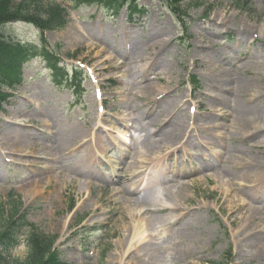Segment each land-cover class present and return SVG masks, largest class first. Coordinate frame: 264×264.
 <instances>
[{"label":"rangeland","instance_id":"1","mask_svg":"<svg viewBox=\"0 0 264 264\" xmlns=\"http://www.w3.org/2000/svg\"><path fill=\"white\" fill-rule=\"evenodd\" d=\"M50 1L66 14L60 29L41 32L34 23L22 20L0 25L4 43L38 45L51 54L61 70L55 76V69L46 67L42 58H34L23 67L21 81L10 72L9 78L16 85L3 86L0 91V143L4 150L12 142L38 145L44 136L49 144L60 134L67 150L66 154L56 153L46 164L28 149L22 156H0V230L5 218L17 210L32 224L28 228L33 226L48 237L47 241L53 239L66 264H120V253L130 243L142 248L147 242L137 241L132 233L139 231L132 225L137 218H148L150 225L144 235L151 232L156 247L149 253L145 250V255L136 249L128 264H142L143 260L150 264H264V236L259 240L260 234L255 235L257 241L249 247L238 246L231 236L248 208L264 211V181L256 186L242 175L252 170L244 167L247 160L264 165L263 134L243 138V131L235 124L242 116L232 109L235 104L256 107L252 95L258 87L264 88V44L259 42L264 30V0H180L178 8L172 7L170 0H137L146 14L134 21L128 19L131 12L125 7L113 17L97 0L78 7L72 0ZM224 20L228 22L222 23ZM242 26L259 37H251L250 45L241 46L249 50V58L238 62L235 57L244 50L234 51L233 47L238 44L236 31ZM129 52L133 62L128 61ZM215 61L219 65L216 69ZM117 63L119 68H115ZM211 71L212 79L207 77ZM79 78V89L71 88V79L78 82ZM193 78L199 80L196 89L189 83ZM145 85L160 88L151 91ZM220 95L231 101L219 103L216 98ZM177 108L182 110L177 112ZM208 113L211 115L202 117ZM49 114L55 117V124L50 122L53 128L47 124ZM24 116L21 122L25 124L2 129L4 122ZM170 119L173 124L182 119L187 125L184 134L198 139L204 136L203 142L192 139L193 146L185 148L161 143L159 152H148L141 143L145 134L142 127L160 120L155 127L149 124L154 130L150 139H157L160 132L155 129ZM212 123L219 127H197ZM128 124L132 128L129 132L126 127L127 133L140 138L135 143L142 158L136 165L143 160L139 164L142 173L153 181L175 180L172 187L182 191L174 196L185 198L177 211H145L149 205L137 207L141 195L125 193L133 202L130 214L136 210L144 213L133 218L126 209L129 204L118 190L125 183L132 184L127 179L134 163L128 146L120 141L124 137L120 131L125 133L122 128ZM217 133L225 138H218ZM81 137L86 142L90 137L92 141L102 139L85 150L70 147ZM10 149L22 150L18 146ZM212 150L222 152V156L214 157ZM88 158L92 170L80 167L81 173L73 172L75 166L82 165L80 159ZM144 160L152 163L145 165ZM49 163L53 167H48ZM115 174L125 179L111 183L108 190L102 188V177ZM219 180L228 181L226 191L218 185ZM30 189L34 191L29 193ZM239 199L248 205L240 208ZM257 216L262 222L256 218L254 224L264 227V215ZM252 227L253 223L243 233ZM183 250L196 252L200 258L190 262L194 259L184 258Z\"/></svg>","mask_w":264,"mask_h":264},{"label":"bare ground","instance_id":"2","mask_svg":"<svg viewBox=\"0 0 264 264\" xmlns=\"http://www.w3.org/2000/svg\"><path fill=\"white\" fill-rule=\"evenodd\" d=\"M225 16H227V12H225ZM223 22L226 23L228 21L224 20V21H222V23ZM230 26H232V25H230ZM248 30L249 29L247 26H242L240 31H238V30L236 31V43H238V44H237V46L234 45V47H233V49H235L234 51L241 50V49L244 50V48H241V46L242 45H244V46L250 45L251 44L250 38L257 36V35H254V31H252L251 29L249 30V31H251L250 35L247 34ZM257 37H259V36H257ZM170 39L171 38H169L168 41ZM259 39H260L259 42L261 44H264V30H263V37H259ZM253 41H254V38H253ZM165 42H161V43L164 44ZM158 43H159L158 40L155 41V44H158ZM129 53H130V55H129L128 61L133 62L134 56L131 55L132 54L131 52H129ZM248 53H249V50H247V51L244 50L242 55H238L237 57H235V59L238 62L241 61L242 58H243L242 60H245V59L249 58ZM217 56H218V54L216 55V57ZM125 63H126L125 61L121 62V64H123V65H125ZM213 65H214L215 69L219 67L218 64L216 65V61L214 62ZM119 67L120 66L117 63L115 68H119ZM217 73L219 74V76H223V74L221 75L220 71H217ZM207 77L212 79L213 72L211 71V73H209ZM213 80H214V78H213ZM223 80H225V79H223ZM226 81H230V78H226ZM237 84L239 85V82H237ZM144 87L150 88L151 91H154V90L159 91L158 89L160 88V87H151L150 85H145ZM216 88L219 91H221L220 86H216ZM256 91H257L256 95H252V98H251L254 101H256V107L254 106L252 108L250 106L246 107V106H242L240 104H235L234 107L232 108L233 110L235 109L236 113L240 114V117L242 116V118H240V120L235 119L238 122L235 124L239 126L240 130L243 131L242 132L244 135L243 138H246V139L247 138L252 139V138L258 137L260 134H263V138H264V88L258 87L256 89ZM161 92H163V91H161ZM161 92H159V93H161ZM214 98L215 97H213V98L210 97V100H212ZM216 99L219 103L221 102V104L222 103H228L231 101V99H229L227 97L223 98V95H220ZM191 106H192V104H191ZM181 110L182 109L177 108L176 111L178 112ZM249 111H251L252 114L246 115V112H249ZM209 115H211V114L208 113V114L203 115L202 117H208ZM49 116L50 117H49L48 123H47V121H46V123L47 124H50V122L54 123L53 121H55L54 120L55 117L53 116V114H49ZM25 117L26 116H24L23 118H20V120H18V121L10 119L9 121L4 122L5 125L3 126L2 129H6L9 127H11L9 129H13L12 127H15V126H12L11 124H14L16 126H19L21 124H25V123L21 122V120L25 121ZM18 119H19V117H18ZM135 121L136 120H134V122ZM159 121L160 120H158L157 122H154V120H151V122H149L146 126H143L141 129L142 131L145 132L141 143L144 146H147L146 150L148 152H150L151 154L159 152L160 147H161L160 146L161 143H164V145H168V146L173 145V143H174L176 145H181L180 147L185 148L187 146V144L188 145L191 144L190 146H193V143L191 142L192 139L199 140L198 136L195 138H191L190 136H186L185 135L186 133L184 134V131H185L187 125H186V123H184V121L182 119H180L179 122H177V124H173L172 120L170 119L165 124L160 125L159 127H157L155 129V132H160L159 138L150 139V137L153 135L154 130L152 131L149 129V124H151L152 126L155 127L159 123ZM152 122H154V123H152ZM50 126H51V128L54 127V125H52V124H50ZM50 126L47 125V128H49ZM124 126H125V128L123 127L122 129L125 130V133L120 131L121 134L124 135V138L120 139V141L124 144L126 143L127 145H129L128 146V150L130 151L129 152V154H130L129 158L132 159V162L134 163L133 166H131V168H130L131 172H132L131 177H133V179L131 180L132 181L131 185H133V187L131 188V185L127 186V184L125 183L124 184L125 186L121 187L122 190L120 189L121 191L118 190L119 193L118 192H116V193L120 194V196L123 198V200L125 202H127V204H129V207L126 208L127 210L129 209V214H130V208H132L131 206L133 205V202L129 201V198L127 195H129V194L132 195V194H135V193L140 192V191H141V193H138V195H139L138 198H140V195L142 198L139 201L140 203L137 205V207H144V205H149L150 206L149 209H146L145 211H151L153 213H155L157 211L160 212V211H165V210H169V211L171 210L174 212L177 211L178 209L181 208L180 206L182 204H185V203H183L185 198L182 197L181 199H183V200L181 201V199L174 197V196H175V194H177V196H179V194H181L182 191L178 188H173L170 185V183H168V181L170 179L168 181H159L155 178L156 181H153L148 176H146V174L142 173V167L143 166H140L139 164H143V160H140V162H138V165H136V161H138L139 158H142V156H141L142 151L139 150V147L136 144V143L140 142V138L138 136H134V135L127 133L126 127H131L132 125L128 124V125H124ZM206 127H211L214 129L215 127H219V125L212 123V125H207ZM192 128H194V126ZM90 130L88 132V137L90 134ZM128 130H130V129L128 128ZM7 132H9V131H7ZM84 132H85V130H84ZM76 134H78V133H76ZM96 135L97 134H95V136ZM123 135H122V137H123ZM216 136L218 138H225V136L223 134H220V133H217ZM54 138H55V140L49 144L45 143L44 136L42 137V139H41L42 141L39 142L38 145H34V144L31 145L28 143H24V144L21 143V145H15L16 143L12 142V143H9L8 146H6L8 148H5V150L3 149V145L0 143V149L2 150V151H0V156H1V158H3L2 156H5V158L8 157L7 154H16V155L22 156L21 153L23 151H26L25 149H28V153H33V155L38 153V155H40L39 157H42L44 159V163L46 164L47 161L55 158L56 153L58 155L59 154L60 155L66 154L65 151L67 150V147H65V143L63 141L64 137L59 134ZM82 138L83 137L75 140V141H77L76 143L72 142L70 147H74L77 149L81 148V149L85 150V149H87V146H89V145L93 146L99 140L102 139V138H99L98 141H96V140L92 141V139L90 137L88 139V142H86L84 140L82 141ZM127 138L130 139V143H128V141L125 140ZM203 138H204V136H203ZM1 140H3L2 137H0V141ZM260 141H261L260 139L257 140L258 143H260ZM14 146H18V148H22V150H20V152H19V150L10 149ZM29 149H32V150L29 151ZM14 151H15V153H14ZM131 152L133 154H131ZM212 154L214 157L216 156V157L220 158L222 156V152H219V151L212 150ZM126 155H127V153H126ZM126 155H124V156H126ZM143 158H145V157H143ZM75 159H76V157H75ZM77 160H79V158H77ZM90 160H91L90 158H88L86 161L80 159V162L82 163V165L75 166V169L73 170V172L81 173V171H80L81 169H79L80 167H83L84 171H85V168H86V170L89 169L90 168V166H89ZM227 161L228 160H225V162H227ZM15 162H17V161H15ZM149 162H150L149 164H146V162L144 160L145 165H150L152 163L151 160H149ZM17 163H20V162H17ZM245 164H247V165H245L244 167H248V169L252 168V170L250 172H245L242 175L248 181H252L253 183H256V186L261 184L264 181V165L262 164V162H260L259 160H255L254 162L247 160V161H245ZM46 167H47V165H46ZM48 167H53V166L51 163H49ZM82 175L86 176L84 174H82ZM46 179L50 180L51 178L46 177ZM44 180L45 179L42 178V180L40 182L43 183ZM218 185L226 191L227 187L229 186V183H228V181L219 180ZM35 187L36 186H34L32 189H35ZM87 187H88V185H87ZM186 188H187V186H186ZM32 189L28 190V192L34 191ZM224 190H223V192H224ZM29 193H31V192H29ZM125 193L127 195H124ZM237 201H239L240 208H244V207H246V205H248V203L244 200L239 199ZM136 202H138V201H136ZM262 202H263L262 206L264 207V201H262ZM232 203L233 202L231 201V204ZM142 204H144V205H142ZM142 213H144V212L139 213V211L136 210V212H132L130 215L133 216V218H137L138 215H140ZM261 214L264 215V211L260 207H251V208H248L246 210L245 216L242 218L243 221H241V224L238 225V228L236 230L232 231V233H231V236L233 237L235 242H239L238 246L245 245L246 247H249V246L255 244V242L257 241V237L254 239V236L258 235V234H260V235H258L259 240L262 239V237L264 236V232L263 233H261V232H262L264 227L261 225L254 224V220L256 218H258V219L260 218L257 215H261ZM155 219L157 220L158 218L156 217ZM161 219L167 220V219H169V217L166 219L161 217ZM259 220L262 222L261 218ZM62 223H64V221ZM251 223H253V227H252L251 231L250 232L247 231V232L243 233V231L246 229V227L250 226ZM149 225H150V222H149L148 218H145V219L137 218L136 219V221L134 222L132 227H133V230L138 229L139 232H137V233L135 232L132 234H133V236L137 237L136 238L137 241H140V239H142V241H144V239H146L147 242L143 243L142 248L141 247L139 248V246L137 247L135 243H133V244L130 243L128 248L124 249V251L120 253L121 254L120 255L121 256L120 264H128L129 259L132 258V256H130V255H133L135 253L136 249H138L139 251L143 250V254L145 255V250H147V253H149V251L151 249H153V247H156V245L152 242L154 235L151 234V232H149L146 236L144 235V232L148 230ZM253 233H255V234H253ZM139 234H140V236H139ZM128 235H130V233ZM262 245L264 246V241H263ZM129 248L131 249L130 251H129ZM132 248H134V249H132ZM196 254H197L196 252H192L190 250H186V251L183 250V252L181 253V255L184 258H191L192 257L194 260L190 261V262H193V263H196L197 259L200 258V257L195 256ZM126 258H128V261H125ZM145 261L146 260H143L142 264H145ZM146 262H147L146 264H150V262H148V261H146Z\"/></svg>","mask_w":264,"mask_h":264},{"label":"trees","instance_id":"3","mask_svg":"<svg viewBox=\"0 0 264 264\" xmlns=\"http://www.w3.org/2000/svg\"><path fill=\"white\" fill-rule=\"evenodd\" d=\"M72 1L73 5L78 7L90 0ZM97 1L110 14H117L124 4L129 7L132 14L138 12L141 15L143 13L141 9H137L135 0ZM65 15V13H62V8L50 0H0V25L22 20L34 23L41 30H56L65 25ZM32 57H43L45 61L48 60L50 63L51 56L48 51L37 46L21 43L6 44L0 37V91L3 86L13 85L14 82H11L9 78L10 72H15L16 79L20 78L19 68ZM17 219H10L0 230V248L4 252H7L16 244ZM30 245L32 252L27 260L19 261L14 258H4L3 253H0V264H64L60 260L59 253L49 248L50 242L43 236L35 234L34 231L31 232Z\"/></svg>","mask_w":264,"mask_h":264},{"label":"clouds","instance_id":"4","mask_svg":"<svg viewBox=\"0 0 264 264\" xmlns=\"http://www.w3.org/2000/svg\"><path fill=\"white\" fill-rule=\"evenodd\" d=\"M31 229L25 227L22 231L17 234L18 243L14 245L9 251L14 259L19 261H25L31 255L32 248L30 245Z\"/></svg>","mask_w":264,"mask_h":264}]
</instances>
